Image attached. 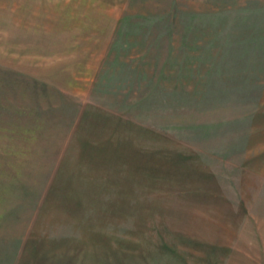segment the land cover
Wrapping results in <instances>:
<instances>
[{
	"label": "rangeland",
	"instance_id": "rangeland-1",
	"mask_svg": "<svg viewBox=\"0 0 264 264\" xmlns=\"http://www.w3.org/2000/svg\"><path fill=\"white\" fill-rule=\"evenodd\" d=\"M126 1L0 0V264H264V0Z\"/></svg>",
	"mask_w": 264,
	"mask_h": 264
},
{
	"label": "crops",
	"instance_id": "crops-1",
	"mask_svg": "<svg viewBox=\"0 0 264 264\" xmlns=\"http://www.w3.org/2000/svg\"><path fill=\"white\" fill-rule=\"evenodd\" d=\"M102 1L103 0H100V2H102ZM104 1H108V2H102L101 5L107 6V7H111V6L123 7V6L127 5V1H126V4L124 2L125 0H104ZM113 1H115V2H113ZM119 1H121V2H119ZM146 1H147V3L141 2L139 4H141L142 6L152 5V7L155 9V13H157L159 15H162V14H164V15H176L177 12L181 13V12L177 11L178 9H180V11H181L185 8H190V7H194V6H198V5L204 6V4H205V0H146ZM206 1H208L207 4L213 5L215 0H206ZM132 4H133V2H132ZM115 15L117 16V13ZM115 15H113L111 18L112 22H116V20H117V18H115ZM185 20L187 21V19H185ZM5 264H6V261H5Z\"/></svg>",
	"mask_w": 264,
	"mask_h": 264
}]
</instances>
